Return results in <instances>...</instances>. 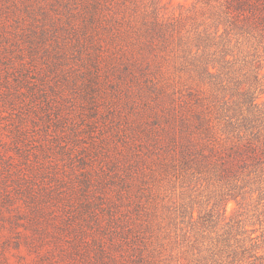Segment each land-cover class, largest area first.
I'll return each instance as SVG.
<instances>
[{
    "label": "rangeland",
    "instance_id": "374dc122",
    "mask_svg": "<svg viewBox=\"0 0 264 264\" xmlns=\"http://www.w3.org/2000/svg\"><path fill=\"white\" fill-rule=\"evenodd\" d=\"M90 1L0 0V172L19 206L0 264H264V176L238 206L181 159L201 111L264 134V42L230 34L220 90L151 30L211 31L209 6L94 0L85 26Z\"/></svg>",
    "mask_w": 264,
    "mask_h": 264
},
{
    "label": "trees",
    "instance_id": "16d2710c",
    "mask_svg": "<svg viewBox=\"0 0 264 264\" xmlns=\"http://www.w3.org/2000/svg\"><path fill=\"white\" fill-rule=\"evenodd\" d=\"M198 2L212 10L209 19L212 27L214 26L213 30L205 27L202 32L196 29L186 30L185 33L175 29L167 31L158 17L157 32L154 27L151 30L157 33V45L160 41L163 44L176 41L172 52L174 60L178 61L179 72L189 71L190 68L197 69L202 82L206 78L217 76L220 81L217 87L223 90L225 89L223 80L235 72L230 34L234 35L236 43L240 37L259 38L260 42H264V0H198ZM86 4L87 6L83 8L85 26L92 24L97 13L94 0ZM145 33L147 34L148 30ZM148 42L152 45L151 40ZM128 65H131V61L125 64L124 68ZM248 97L252 98V105L256 104L258 96L250 94ZM182 102L186 103V100L182 98ZM228 112L229 110L222 109L219 114L221 129L204 111L197 113L196 132L186 134L188 136L185 143L181 145V159L190 167L207 175L208 179L221 184L222 196L231 195L237 205L241 206L239 199H243V188L264 176V134L257 132L252 138L244 139L240 135L233 137V132L238 130L232 121L236 114L232 117ZM183 124L185 127L190 125L186 122ZM2 163L4 162L1 161L0 164ZM21 179L25 180V177L22 175ZM6 182L5 175L0 172V208L6 210L5 214L0 209V217L10 223L13 220L10 211L16 210L19 206L11 208L14 197L7 189Z\"/></svg>",
    "mask_w": 264,
    "mask_h": 264
}]
</instances>
